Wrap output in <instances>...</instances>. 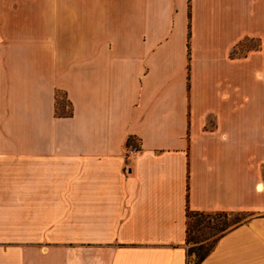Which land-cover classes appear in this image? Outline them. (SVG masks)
Masks as SVG:
<instances>
[{
	"label": "crops",
	"instance_id": "0c3cea01",
	"mask_svg": "<svg viewBox=\"0 0 264 264\" xmlns=\"http://www.w3.org/2000/svg\"><path fill=\"white\" fill-rule=\"evenodd\" d=\"M189 210L264 264V0H0V264H188Z\"/></svg>",
	"mask_w": 264,
	"mask_h": 264
},
{
	"label": "rangeland",
	"instance_id": "374dc122",
	"mask_svg": "<svg viewBox=\"0 0 264 264\" xmlns=\"http://www.w3.org/2000/svg\"><path fill=\"white\" fill-rule=\"evenodd\" d=\"M255 45V43H250V46ZM58 101L61 107H65L67 110L70 109L67 97L64 93H59ZM227 215H226V214ZM221 213V212H207L205 215H192L188 219L189 226V249L192 247L196 251L201 244L205 246L207 243H210L215 236H212L215 229L220 228L221 226H227V230L232 228L234 225L238 224L242 220H246L248 215L240 212L232 213ZM225 216H228L227 218ZM239 220V222H238ZM196 259L195 254L193 253L190 256V262H193Z\"/></svg>",
	"mask_w": 264,
	"mask_h": 264
},
{
	"label": "trees",
	"instance_id": "16d2710c",
	"mask_svg": "<svg viewBox=\"0 0 264 264\" xmlns=\"http://www.w3.org/2000/svg\"><path fill=\"white\" fill-rule=\"evenodd\" d=\"M59 93H62V92L58 91L57 95H56V114L58 116H70V115H72V105H71L70 101H68L70 109L67 110L64 106L63 107L60 106L59 101H58ZM65 96H66V94H65ZM221 213H225V212H221ZM187 214H188V219H189L192 215H201L202 216V215H205L207 213L206 212H201V211H190L189 210ZM225 217L227 218L228 216H225ZM238 222H239V220H238ZM226 231H227V226H221L220 228L215 229V232H213V234H211L212 236H215V238L210 243H207L206 246L204 244H201L198 247L197 251L195 249L197 247L190 248L189 251H188V255H189L188 264H199L201 261H203L207 257V255L213 250V248L215 247V245H216L217 241L219 240V238ZM189 241L190 240H189V226H188V242ZM193 253L196 256V259L193 262H190V256Z\"/></svg>",
	"mask_w": 264,
	"mask_h": 264
},
{
	"label": "built area",
	"instance_id": "2783aa9c",
	"mask_svg": "<svg viewBox=\"0 0 264 264\" xmlns=\"http://www.w3.org/2000/svg\"><path fill=\"white\" fill-rule=\"evenodd\" d=\"M137 150H138V148H135V149H134V152L137 151Z\"/></svg>",
	"mask_w": 264,
	"mask_h": 264
}]
</instances>
